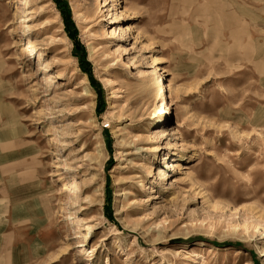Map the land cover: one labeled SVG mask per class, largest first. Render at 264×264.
Returning <instances> with one entry per match:
<instances>
[{
    "label": "rangeland",
    "instance_id": "374dc122",
    "mask_svg": "<svg viewBox=\"0 0 264 264\" xmlns=\"http://www.w3.org/2000/svg\"><path fill=\"white\" fill-rule=\"evenodd\" d=\"M57 1L0 0V264H264V0Z\"/></svg>",
    "mask_w": 264,
    "mask_h": 264
},
{
    "label": "bare ground",
    "instance_id": "6f19581e",
    "mask_svg": "<svg viewBox=\"0 0 264 264\" xmlns=\"http://www.w3.org/2000/svg\"><path fill=\"white\" fill-rule=\"evenodd\" d=\"M88 15H89V16H88V18H89L91 15H90V14H88ZM119 18H120V17H118V15L114 14V20H113L112 23H114V22H116L117 20H119ZM163 89H164V87H163V85L161 84V85H160V88H159L160 93L165 92ZM86 94H87L88 96H86L85 101L90 100L89 98L93 95V93L90 91V89L86 88ZM164 97H165V96H164ZM162 100H163V99H162ZM166 105H167V104H166ZM173 167H174V165H173ZM65 188H66V187H65Z\"/></svg>",
    "mask_w": 264,
    "mask_h": 264
},
{
    "label": "trees",
    "instance_id": "16d2710c",
    "mask_svg": "<svg viewBox=\"0 0 264 264\" xmlns=\"http://www.w3.org/2000/svg\"><path fill=\"white\" fill-rule=\"evenodd\" d=\"M55 2H56L57 4L59 3L57 0H55ZM68 10H69V14H70V13H71V12H70V9L68 8ZM66 23H67V25L70 24V23H72V20H71V17H70V16L67 18ZM69 36H70L72 39H74V40L76 41V39H75L71 34H69ZM88 63H89V62H88ZM89 65H90V64H89ZM89 76H90V79L93 80V76H92V74H91L90 72H89Z\"/></svg>",
    "mask_w": 264,
    "mask_h": 264
}]
</instances>
